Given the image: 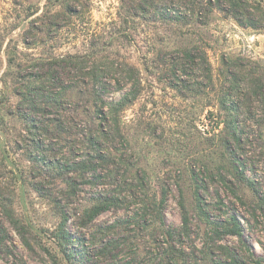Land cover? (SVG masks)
Wrapping results in <instances>:
<instances>
[{
	"label": "rangeland",
	"instance_id": "rangeland-1",
	"mask_svg": "<svg viewBox=\"0 0 264 264\" xmlns=\"http://www.w3.org/2000/svg\"><path fill=\"white\" fill-rule=\"evenodd\" d=\"M243 1L0 0V264H264Z\"/></svg>",
	"mask_w": 264,
	"mask_h": 264
},
{
	"label": "trees",
	"instance_id": "trees-1",
	"mask_svg": "<svg viewBox=\"0 0 264 264\" xmlns=\"http://www.w3.org/2000/svg\"><path fill=\"white\" fill-rule=\"evenodd\" d=\"M149 1L150 0H148V2ZM155 1H159V0H151L150 4L153 6ZM165 1L169 2L171 0H165ZM192 1L190 0V3H194V0ZM208 2L210 4L214 2L215 3L214 6H216L221 11H223L225 7H228L229 12L233 15V18L241 27L243 28L252 27L253 29H259L258 24H256L254 15L252 13L253 9L251 6L247 5L246 1L244 2L243 0H208ZM176 18L178 19V16ZM186 57L188 60H190V62H194V59L190 53L186 54ZM249 79L250 82L247 88L241 89V86L235 85V89L238 91L241 97L243 96L245 99H249L248 94L250 95V92L248 93L247 89H249L252 93L256 95L264 97V71L253 70L249 74ZM244 91H246L247 93H245ZM237 111L239 112L240 109H238ZM226 125L227 127L231 128L232 131L236 129V128L234 129L235 125H233L232 123L231 125L228 123ZM117 130L119 133L120 131L118 126H117ZM109 205L110 204L109 203L107 204L105 199V202H101L98 205L91 208L87 213L88 214L87 223H92L104 210H106L109 207ZM231 221H233V223H230L226 229H228L229 234L240 236L241 230L239 228L238 222L236 221L235 218H231ZM59 238H61V241L64 244L67 242V237L66 234L64 233V230L62 232V236H60ZM234 264H237V262L234 261Z\"/></svg>",
	"mask_w": 264,
	"mask_h": 264
}]
</instances>
